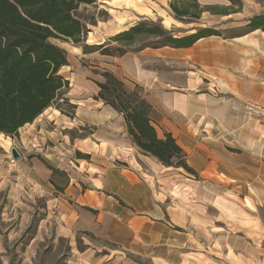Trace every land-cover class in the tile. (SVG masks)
I'll use <instances>...</instances> for the list:
<instances>
[{
	"label": "crops",
	"instance_id": "1",
	"mask_svg": "<svg viewBox=\"0 0 264 264\" xmlns=\"http://www.w3.org/2000/svg\"><path fill=\"white\" fill-rule=\"evenodd\" d=\"M121 1L140 16L160 17L164 26L175 30L185 26L177 20L190 16L163 17V8L173 0H153L150 5L145 0ZM188 1L217 31L243 30L251 18L264 13L253 1L242 10H233L229 0ZM115 22L120 26L113 30L117 34L125 18L116 16ZM81 58L95 61L97 67L66 78L70 89L65 97L76 106L74 117L50 112L52 130L30 124L36 126L34 142L13 147L21 156L11 165L23 176L7 181L15 197L7 222L28 236V249L44 236L69 239L73 247L80 238L89 247L95 244L94 253L113 250L137 258L148 252L171 264L173 249L182 255L191 246L197 248L205 234L211 233L213 249L218 245L217 228L207 231L203 194L197 190L193 207L174 202L164 186L179 183L172 176L174 168L145 155L129 135L123 115L96 99L97 82L104 81L101 74L110 72L129 89L140 88L152 107L158 136L171 134L199 176L187 179L193 187L227 183L248 193L255 203L257 231L247 242L250 252L241 256L245 264H264V215L258 212L264 213V32L211 36L189 48H146L123 56L95 52ZM93 70L101 73L93 75ZM75 131L86 135L73 139Z\"/></svg>",
	"mask_w": 264,
	"mask_h": 264
},
{
	"label": "trees",
	"instance_id": "2",
	"mask_svg": "<svg viewBox=\"0 0 264 264\" xmlns=\"http://www.w3.org/2000/svg\"><path fill=\"white\" fill-rule=\"evenodd\" d=\"M95 2L0 0V134L11 138L18 136L22 128L33 124L59 100L69 110L61 106L58 110L70 118L74 117L76 106L65 97L70 82L61 75V70L69 66L67 53L51 40L83 46L88 31L75 13L81 6ZM172 8L178 14L177 19L188 14ZM244 29L245 32H264V13L251 18ZM211 36L221 34L214 29H201L195 34L175 38L162 25L144 21L115 35L111 39V42L118 44L115 50L107 45H84L83 49L85 55L100 52L105 56H123L127 52L146 48H189ZM151 38L154 41L148 43L146 40ZM101 77L104 81L97 82L100 91L96 99L123 115L136 146L166 167L181 168L197 176L188 166L187 155L172 135L165 134L164 138L158 136L151 120L152 107L140 88L129 89L110 72L102 73Z\"/></svg>",
	"mask_w": 264,
	"mask_h": 264
},
{
	"label": "rangeland",
	"instance_id": "3",
	"mask_svg": "<svg viewBox=\"0 0 264 264\" xmlns=\"http://www.w3.org/2000/svg\"><path fill=\"white\" fill-rule=\"evenodd\" d=\"M248 1L257 3L260 7H264V0H236L232 3L233 10H242ZM110 2V4H108ZM146 5L152 4L153 0H145ZM176 6L182 11H186L190 16L182 17L177 20L178 14L171 7ZM163 17L168 16L179 22H184L185 25L180 30L167 28L163 25L160 17L140 16L134 10L127 8L124 1L114 3L113 0H96L93 5L81 6L75 16L86 26L88 34L86 36L84 45L99 46L107 45L112 49H117L118 44L111 42V39L124 31H127L136 24L144 21H153L162 25L172 35L176 32H188L194 28L213 29L207 21V17L200 18V11L197 6L188 0H173L165 8ZM116 16L125 18V23L122 25L121 31L117 34L113 33L118 27L115 19ZM198 17V18H196ZM233 23H225L226 27H231ZM218 28L220 26H214ZM246 30H233L230 28H221L219 33L221 37L230 38L243 34ZM148 43L154 41L153 38L146 40ZM51 42L66 51L67 57L70 60L69 68H64L61 75L65 78H73L77 71L82 72V69L92 71L91 67H97L95 61H90L81 58L84 54L83 46L74 45L71 42L53 39ZM99 54V52H97ZM97 73V74H94ZM100 70H93V75L98 76ZM96 78V77H95ZM61 106L65 110L69 107L64 106L62 101L59 100L48 111L40 116L33 124L39 123L38 130L48 131L52 130L55 126L50 122L47 115L53 111L58 110ZM60 112V111H59ZM62 113V112H61ZM68 116L67 114H64ZM32 124V125H33ZM86 133L82 134L75 131L70 134L74 139L75 137L81 138ZM37 136L36 126L30 125L22 128L16 137H7L0 135V264H165L158 259H153V255L148 252H142L139 257L131 258L126 253L124 255L115 253L113 250H101V253L95 251L93 246H88L80 238H77L75 247L69 239L66 238H46L44 236L43 242H38L33 245V250L28 249V240L26 235L18 228L17 230L8 225L7 219L11 212V204L14 202L15 197L10 193L9 179H15L23 176L16 166H12L13 161L11 155V148H22L25 145H30L34 142ZM7 140L8 142H5ZM173 178L178 180L176 185L165 184L167 192L172 193L174 202H187L190 207L196 205L194 198L196 192L203 194L204 217L209 224L208 230L211 231L212 227L217 228L218 231V245L214 249L211 244V233L205 234L203 244L201 246H191L186 252H176L174 249L171 252L169 262L171 264H245L244 258L241 256L244 252H250L247 242L252 236V232L257 231L256 226V213L255 203L249 198V195L243 187L228 185L223 183L220 186L201 185L196 189L192 185L195 183L187 180L194 178L198 179L199 176H193L185 170L174 168ZM184 183H187L185 186ZM171 185V186H170ZM212 197H215L212 200ZM249 199H246V198ZM175 204V203H174ZM259 215L263 217L262 209L258 210ZM33 232V231H32ZM31 232L32 235H34ZM229 246L231 248H229ZM88 248L91 251L87 250ZM235 249V250H234ZM236 256H235V253ZM129 259V260H128Z\"/></svg>",
	"mask_w": 264,
	"mask_h": 264
},
{
	"label": "water",
	"instance_id": "4",
	"mask_svg": "<svg viewBox=\"0 0 264 264\" xmlns=\"http://www.w3.org/2000/svg\"><path fill=\"white\" fill-rule=\"evenodd\" d=\"M11 155L13 160H18L21 156L20 153L15 148L11 150Z\"/></svg>",
	"mask_w": 264,
	"mask_h": 264
},
{
	"label": "bare ground",
	"instance_id": "5",
	"mask_svg": "<svg viewBox=\"0 0 264 264\" xmlns=\"http://www.w3.org/2000/svg\"><path fill=\"white\" fill-rule=\"evenodd\" d=\"M6 142H8V141L6 140Z\"/></svg>",
	"mask_w": 264,
	"mask_h": 264
}]
</instances>
